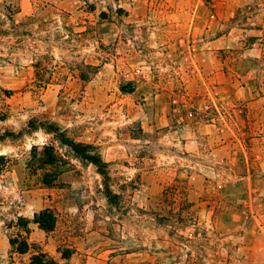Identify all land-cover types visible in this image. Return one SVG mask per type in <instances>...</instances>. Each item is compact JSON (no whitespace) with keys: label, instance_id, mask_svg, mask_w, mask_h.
Returning <instances> with one entry per match:
<instances>
[{"label":"rangeland","instance_id":"374dc122","mask_svg":"<svg viewBox=\"0 0 264 264\" xmlns=\"http://www.w3.org/2000/svg\"><path fill=\"white\" fill-rule=\"evenodd\" d=\"M31 122L98 147L119 203ZM39 250L264 264V0H0V264Z\"/></svg>","mask_w":264,"mask_h":264},{"label":"trees","instance_id":"16d2710c","mask_svg":"<svg viewBox=\"0 0 264 264\" xmlns=\"http://www.w3.org/2000/svg\"><path fill=\"white\" fill-rule=\"evenodd\" d=\"M31 131H37L42 129L48 134L54 136V139L59 142L62 147L67 148L76 158L83 162L92 164L97 172L102 176L105 185V196L108 201L116 205L119 203L117 201L118 196L114 195L109 187L110 175L108 171V164L104 161L99 148L83 142H77L71 137H69L66 131L62 130L59 126L55 124H50L48 122L35 125L34 122L30 124ZM33 223L37 224L41 229L46 232H51L55 229L57 223L56 213L50 209L46 208L38 213H35ZM28 229V228H27ZM11 245L13 249L19 254H27L32 248V244L29 242L28 238H15L11 240ZM71 256L65 255L66 259ZM26 264H62L55 258L50 256L48 253L39 250L32 254L30 260Z\"/></svg>","mask_w":264,"mask_h":264}]
</instances>
